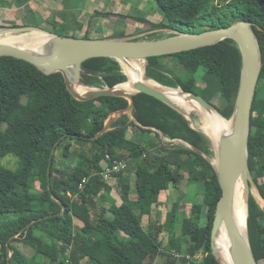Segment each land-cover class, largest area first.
Listing matches in <instances>:
<instances>
[{
    "label": "trees",
    "instance_id": "trees-1",
    "mask_svg": "<svg viewBox=\"0 0 264 264\" xmlns=\"http://www.w3.org/2000/svg\"><path fill=\"white\" fill-rule=\"evenodd\" d=\"M152 1L162 14L160 22L149 23L152 31L194 34L238 21L252 23L263 66L252 109L249 163L264 199V0ZM50 25L53 33L75 37L67 19L61 21L54 15ZM159 35L157 32L148 38L175 36ZM169 61H175L180 74L173 71ZM146 70L148 79L195 93L209 103L222 93L226 106L219 112L228 120L232 118L242 72V54L233 40L151 57ZM181 73L201 75L202 85L194 82L189 86ZM127 81L121 63L115 59L94 58L82 64L80 85L88 89L113 88ZM129 104L124 97L79 101L70 93L62 74L48 76L24 60L0 57V264H44L40 258L49 264H153L162 252L158 238L163 234H167L171 251L166 264H177L174 260L178 255L179 264H219L211 246L222 196L210 161L215 153L210 140L193 129L185 116L141 93L135 96L133 119L125 114L97 140L85 139L94 137L113 113ZM222 116L213 118L230 128L232 123ZM146 133L156 134L160 144L146 142ZM174 140H184L203 155ZM73 142L87 146L88 151L73 149ZM55 146L49 189L48 169ZM9 155L18 159L17 171L2 164ZM115 160L137 163L132 170L112 176L117 179L114 188L108 182L112 177L105 179L103 172L105 163ZM184 182L200 187L203 201L194 204L184 218L181 234L177 233V203L164 223L157 222L146 231L143 220L152 217L162 193ZM112 190L119 192L121 204L111 196ZM254 206L252 199L248 228L260 262L264 260V210ZM76 220L83 225L77 227Z\"/></svg>",
    "mask_w": 264,
    "mask_h": 264
},
{
    "label": "water",
    "instance_id": "water-1",
    "mask_svg": "<svg viewBox=\"0 0 264 264\" xmlns=\"http://www.w3.org/2000/svg\"><path fill=\"white\" fill-rule=\"evenodd\" d=\"M171 32L175 36L158 40H138L136 37L86 39L64 37L37 26L5 27L0 28V57H13L24 60L48 76L57 73L62 74L70 93L79 101H88L100 97H124L130 101L127 108L117 111L110 116L104 128L99 133L92 138L85 137V139L97 140L110 130L112 124L118 117H122L125 114L133 119L132 112L135 108V96L141 93L150 95L173 108L186 117L193 129L206 136L203 130L194 127L192 114L195 110L193 109L198 107L208 112L215 111L220 115L221 113L211 103L195 93L187 92L182 88L166 87L154 80L148 79L146 76L147 64L151 57L174 55L213 46L227 39L233 40L238 45L242 54L239 92L231 118L237 125L239 143L236 153H233L230 143L224 137L220 138L218 150L214 149L218 166L210 160L216 170L222 189V196L217 204L211 234V246L217 261L219 264H222L217 256L214 242L220 228L226 225L230 236V246L232 248L234 263L259 264L251 246L248 226L247 238L245 239L238 230L232 214L235 185L239 178L244 175L247 177V195L250 185H255L260 194L255 178L250 173L249 163L252 109L263 66L262 51L258 37L253 29L252 23L248 21H238L228 27L208 30L202 33L183 34L176 31ZM31 35L37 36L33 38ZM9 36L17 37V39L7 40L6 38ZM103 57L119 61L124 74L128 77V81L113 88L106 89H88L81 86L82 64L90 59ZM125 62H143L144 77L146 78L144 79L145 81L142 80L132 83L133 90L130 91L124 88V85H131L130 77L124 69ZM149 81L155 82L165 89L179 91V97L182 98L183 102L172 101L163 91L149 85ZM79 87H84L85 90H79ZM114 117L116 118L114 119ZM152 129L158 131L155 128ZM176 141L185 144L192 150L203 155L200 150L184 140H174V142ZM55 152L56 146L53 148L48 169L49 189H51L50 170ZM260 197L263 199L261 194ZM249 206L248 202V221L250 213ZM61 214H65V207H63Z\"/></svg>",
    "mask_w": 264,
    "mask_h": 264
},
{
    "label": "rangeland",
    "instance_id": "rangeland-1",
    "mask_svg": "<svg viewBox=\"0 0 264 264\" xmlns=\"http://www.w3.org/2000/svg\"><path fill=\"white\" fill-rule=\"evenodd\" d=\"M83 2H84V4H86L85 0H83ZM96 2H97L96 4L100 3V5H98V7H100V6L105 7L104 13H105L106 17L97 16V14L93 10V7H94L93 4H95V3L94 2L90 3V0H89V2H87L88 6H87V9L85 10V12L78 11L76 8L77 5H75V4H79V5L83 6L82 2L78 3L77 0H75L73 2L74 5L71 7H74V9H72V12L70 11L69 14H72L74 18L76 17V15H78V18H80V22L84 26L81 27V30H80L79 28H76L75 25L73 24L72 26H70V28L73 31V32L71 31L70 34L76 32V34H72V35L77 37V38H80V35H83L85 33H89L87 36L90 37V39H94L96 37L104 39L107 36H114L113 34H116L115 36H118L123 31V34L126 33V35H125L126 37H136V39H138V40H140L142 38H145L146 40H157L156 39L157 37H152L153 39H149L148 37L149 36L151 37V35H153V34L156 35L157 32H158V34H160L159 36H165V37L169 33H172L171 31L166 30V29L153 30L152 31L151 25L149 23L155 24V23H158L162 20V14H161L160 10L156 7V5H154L152 0H97ZM19 6L20 5L18 3V8H21ZM66 6H67V4H66L65 0H63L62 2L60 0H58V1H56V0H51V1L50 0H34L33 4L29 5V7L27 5L23 6L24 7L23 10L19 11L22 13H19V15L18 14H16V15L8 14V16H4V19H3L4 21L3 22L0 21V26L1 27H3V26L18 27V26H22L21 24L24 22L27 24V26H37V27H41V28L46 29V30L51 32L52 27L50 25V22H48L49 21L48 18L49 17L51 18L52 13H54V12L57 13L58 15H63V8H65ZM32 7L37 8L39 10L38 11L36 9V14H35V16H33V19L31 16V13H32L31 8ZM74 11L79 12V14L75 13ZM1 12H0V15L2 16L3 13H1ZM11 12L12 11H7V13H11ZM16 17L23 18V22H20L19 19ZM0 20H2V19H0ZM52 20L53 19H51V21ZM88 28H90V29H88ZM95 28L100 29L99 34H97L96 32H93V30ZM114 31H116L117 33L110 34ZM84 37H85V35H84ZM125 63L126 64H125L124 69L129 70L130 67L127 66V62H125ZM133 63H135V64L139 65L141 68H143V62H133ZM169 64H170L171 68L173 69V71H175L176 74H180V71L178 70L177 64L175 63V61H169ZM182 75L184 77V80L189 82L188 83L189 86H191L194 82L197 85H202V81L200 78L201 75L193 76V75L181 73V76ZM144 79H146V78L144 77ZM130 80L133 83V80L131 77H130ZM128 89H131V88H128ZM206 98H208V96H206ZM211 104L218 110V112H219V110H223L226 106V101L223 97V94L217 93L214 96V98L212 99ZM193 114L195 115V117L193 118L194 127L199 129V130H202L203 122H202L201 115L196 110L193 112ZM115 118L116 117H114V119ZM228 121L231 122V119ZM160 137H161V134H160ZM145 138L147 139L146 142L156 141L157 144H160V140L158 139L156 134L146 133ZM175 143L176 144L177 143L182 144L178 141H176ZM211 147H212V151H214L215 148L213 147L212 144H211ZM72 148L76 149V150L77 149H79V150L84 149V150L88 151L87 146L80 145V144H78V142H73ZM61 152H62V150H60V153ZM214 153H215V151H214ZM76 157H75V159H76ZM210 160L213 162L215 160H217L216 154H214L213 158H210ZM1 162L4 166H6L10 170L17 171L19 169L18 159L13 155H9V156L5 157L4 159H2ZM127 162H128V168L125 171H128L129 169L133 168L134 163H137L136 161H134V163L132 161H127ZM250 171H251L250 173L253 175V177H255V175H256L255 169L250 167ZM108 182L110 185H114L113 187L115 188V186H116L115 184H117V179L112 177L111 179L108 180ZM132 182H133V186H134L133 187V192H134L133 197H135V177H134V174H133ZM37 189H39L38 184L36 185V190ZM244 189H245V186H244ZM245 194H246V190H245ZM111 196L117 200L118 204L122 203L119 192L117 190H112ZM252 199H254V202H255V206H254L255 209H258V208L263 209L264 208V201L260 197L259 191L255 185H250L249 193L247 195V200H248L250 206H251ZM202 201H203V193H202V189L200 187L194 188L192 186H189L187 184V182H184L181 185L172 186L169 191H165L162 193L161 198H160V204L157 207H154V213H153L152 217L151 218H147V217L144 218L143 224L145 225V230L151 231L153 225L157 222L158 223H164L166 218H167V214L173 209L174 205L177 203L179 206V211H180V215L178 217L177 233H178V235H180L184 218L189 215L194 204L202 203ZM107 205L109 206V204H107ZM250 206H249V211H250ZM75 224L77 225V227H80L83 225V223H81L78 220L75 221ZM248 226H249V221H248ZM249 239H250V237H249ZM158 241L162 243L160 245V246H162L161 247L162 252L154 260L153 264H166L169 261L168 255L171 253L170 248H169L170 246L168 245L167 234L160 235V238H158ZM188 258L190 259L191 257H188ZM200 258H201V256H200ZM175 259L176 260H174V261H176L177 264H179L178 263L179 259H180L179 255L175 256ZM40 260L44 264H49V262L46 260V258H40ZM258 263L264 264V260H261Z\"/></svg>",
    "mask_w": 264,
    "mask_h": 264
},
{
    "label": "bare ground",
    "instance_id": "bare-ground-1",
    "mask_svg": "<svg viewBox=\"0 0 264 264\" xmlns=\"http://www.w3.org/2000/svg\"><path fill=\"white\" fill-rule=\"evenodd\" d=\"M36 36L37 35H31V37L33 38H35ZM6 39L14 40L17 39V37L9 36ZM127 66L130 67L129 75L134 77V79L132 78L133 83L136 81H142V80L145 81L143 68H141L139 65L135 63H128V62H127ZM148 84L151 85L152 87H155L163 91L172 101L179 103L183 102L182 98L179 97V91L165 89L162 86L157 85L155 82L152 81L151 82L149 81ZM132 85L131 86L124 85V88L129 91L130 89L128 88H132ZM126 86H128V88ZM78 89L83 91L85 88L79 87ZM193 110H196L201 115L203 122L202 130L206 134V136L211 140L214 148L218 150V144L220 138L224 137V139L230 143L232 152L236 153L239 143V136L237 133L236 122L234 120H231L232 127L225 128L223 124H221L218 120L213 118L216 117L217 115H220L219 113L215 111L208 112L198 107L194 108ZM213 163L216 166H218L217 160H215ZM245 190H246V194H245ZM232 214L236 222V225L238 227V230L240 231L242 236H244V238L246 239L247 226H248V200H247V177L245 175L239 178L236 182L234 199L232 202ZM214 246L216 249L217 256L222 264H235L232 257V248L230 246V236L226 225L220 228L216 240L214 242Z\"/></svg>",
    "mask_w": 264,
    "mask_h": 264
},
{
    "label": "crops",
    "instance_id": "crops-1",
    "mask_svg": "<svg viewBox=\"0 0 264 264\" xmlns=\"http://www.w3.org/2000/svg\"><path fill=\"white\" fill-rule=\"evenodd\" d=\"M33 1L34 0H0V12L1 13H3V15L1 16L0 15V19H2V20H0L1 22H3L4 20V16H8V14H14V15H16V14H18L19 15V13H22V12H19V11H21V10H23V6H25V5H27L28 7H29V5H31V4H33ZM51 1V0H50ZM56 1H58V0H56ZM61 2L63 1V0H60ZM75 0H65V2H66V4H67V6L65 7V8H63V15H58L57 13H52V16H51V18L49 17L48 19H49V21L48 22H50L51 21V19H53V16L54 15H56L57 17H58V19H60L61 21H62V19L64 20V19H67V21H68V24L70 25V26H72L73 24L75 25V27L76 28H79L80 30H81V27H83L84 25H82V23L80 22V18H78V15H76V17L74 18L73 17V15L72 14H69V12L71 11L72 12V9H74V7H71V6H73L74 5V2ZM78 1V3H81L82 2V4H83V6H81V5H79V4H75V5H77L76 6V8H77V10L78 11H83V12H85V10L87 9V2H89V0H85L86 1V4H84V2H83V0H77ZM97 0H90V3H95V4H93V10H94V12L97 14V16H101V17H106V15H105V13H104V8L105 7H98V5H100V3H98V4H96L97 2H96ZM18 3H19V7H21V8H18ZM51 4V3H50ZM61 5V4H60ZM64 6V5H63ZM32 9V13H31V16H32V19H33V16H35V14H36V9L37 8H34V7H32L31 8ZM38 10V9H37ZM65 10V11H64ZM7 11H12L11 13H7ZM39 11V10H38ZM75 12V11H74ZM75 13H77V14H79V12H75ZM107 13V12H106ZM26 16V15H25ZM23 17V16H22ZM100 17V18H101ZM16 18H18V17H16ZM19 19V21L20 22H23V18H18ZM47 19V20H48ZM23 24H25L26 26H27V24L26 23H22L21 25H23ZM92 26V25H91ZM88 29H90V28H88ZM87 29V30H88ZM99 28H95L94 30H93V32H96L97 34H99ZM76 31V30H75ZM73 32V31H72ZM125 32V31H124ZM113 33H117L116 31H114V32H112V33H110V34H113ZM72 34H76V32L75 33H72ZM89 33H85V34H83V35H80V38H84V35L85 36H87ZM120 34H123V31H122V33H120ZM114 36H107L106 38H114V37H117V36H115L116 34H113ZM125 35H126V33H125ZM123 37H126V36H123ZM94 39H103V38H98V37H96V38H94ZM105 39V38H104ZM128 88V87H127Z\"/></svg>",
    "mask_w": 264,
    "mask_h": 264
},
{
    "label": "built area",
    "instance_id": "built-area-1",
    "mask_svg": "<svg viewBox=\"0 0 264 264\" xmlns=\"http://www.w3.org/2000/svg\"><path fill=\"white\" fill-rule=\"evenodd\" d=\"M107 160H110V157H107ZM128 168V162L125 160H115L105 163L103 176L105 179H109L115 174L124 172ZM80 189H83V186H80Z\"/></svg>",
    "mask_w": 264,
    "mask_h": 264
}]
</instances>
